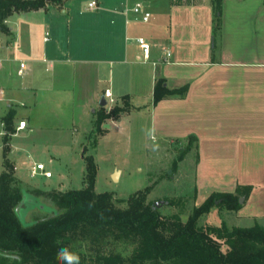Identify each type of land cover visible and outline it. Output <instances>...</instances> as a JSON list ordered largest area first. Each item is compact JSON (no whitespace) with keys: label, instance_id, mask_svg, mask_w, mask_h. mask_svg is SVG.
I'll return each instance as SVG.
<instances>
[{"label":"crops","instance_id":"crops-1","mask_svg":"<svg viewBox=\"0 0 264 264\" xmlns=\"http://www.w3.org/2000/svg\"><path fill=\"white\" fill-rule=\"evenodd\" d=\"M76 1L8 17L11 33L3 32L7 46L0 49L2 142L9 101L18 97L25 98L21 100L24 104L30 101L23 119L32 131L42 125L37 123L38 116L43 119L42 112L49 110L45 96L64 94L70 105L75 95L77 113L79 103L107 101L106 88L115 94L112 64H117L119 73L129 65L128 77L133 83L144 77L138 68L148 65L150 103H133L130 92L118 94L121 99L127 95L133 109L117 119H107H145L155 140L188 142L195 137V204L213 192H236L240 186L250 185V193L241 196L242 206L233 211V226L264 224V0H221L220 12L213 0H140L151 11L147 22L136 19L132 12L139 0H97L95 8L87 7L90 0L84 5ZM136 36L151 43L148 59ZM40 48L42 57L37 56ZM165 48L171 50L168 57ZM20 61L27 63L22 74L18 73ZM159 78L165 79L169 89L184 86V94L153 103ZM105 82L109 83L103 87ZM116 88L123 90L119 84ZM9 145L11 149V139ZM9 159L23 180L15 160ZM220 211L217 206L211 209L209 223L221 226Z\"/></svg>","mask_w":264,"mask_h":264},{"label":"trees","instance_id":"trees-1","mask_svg":"<svg viewBox=\"0 0 264 264\" xmlns=\"http://www.w3.org/2000/svg\"><path fill=\"white\" fill-rule=\"evenodd\" d=\"M65 1L0 0V30L11 33L7 19L16 12L46 9L49 4L62 6ZM213 4L220 12L221 0H213ZM184 91V86L169 89L165 79L159 78L153 103L168 95H183ZM121 110L116 104L110 111H102L96 127L102 131V122L119 118ZM15 114L10 107L3 116L6 133L0 172V264H61L57 260L61 248L78 255L79 264H264V224L229 227L224 220L221 226L203 222V215L214 206L219 210L239 209L243 204L239 199L250 193V185L240 186L236 192L211 193L201 204H194L187 220H183L180 215L163 214L155 201H148L149 188L134 191L120 199L121 204L112 192H96L97 166L94 157L85 154L84 187L28 190L8 157ZM195 140L189 137L190 146L196 145ZM24 191L52 209L29 208L24 224L16 212ZM120 241L133 245L132 251L110 247Z\"/></svg>","mask_w":264,"mask_h":264},{"label":"rangeland","instance_id":"rangeland-1","mask_svg":"<svg viewBox=\"0 0 264 264\" xmlns=\"http://www.w3.org/2000/svg\"><path fill=\"white\" fill-rule=\"evenodd\" d=\"M76 2L84 5L86 0ZM42 26L43 22L40 23V29ZM40 40L43 45L42 36ZM2 46H7V38L0 30V49ZM37 56L42 57L41 48ZM137 64L142 65L140 62ZM128 66L125 65L123 72L119 73L117 64H112V78L116 81L115 94L113 101L107 98L106 105H102L100 100L91 105L79 103L77 113H75V95L70 105L64 94L45 96L43 99L46 100V106L50 111L44 110L43 119H41L39 110L35 109V113L40 115L38 116L40 120L36 121L37 123L42 122V125H36L31 131L27 122V128L18 131L15 136L11 137L12 133H10L8 140L11 139V149L8 155L15 160L19 176L29 181L28 184L21 180L28 190L36 188L34 184L49 189L68 190L82 188L86 185L84 156L91 154L97 166L94 180L96 192H112L117 203L121 204L118 202L120 199L128 198L138 189L149 188L147 200L155 202L162 200L158 207L163 214L180 215L183 220H187L193 210L196 197L197 158L193 152V146H190L188 142L153 139L148 122L135 116L130 119L124 116L118 121L107 119L101 124L102 131L96 127L100 113L104 110L110 111L116 104L123 109L119 112L120 115L127 114L133 109L130 100L121 99L118 94L133 93V103L144 104L151 101L152 93L149 91V80L146 75L149 70L148 65L143 64V69L138 68L144 77L141 76L142 78L135 83L132 79L129 80ZM108 83L102 84L103 87ZM118 84L123 89L122 92H118L116 88ZM3 94L1 92L0 97H3ZM21 100L24 102L25 98L18 97V99L9 101L10 106L16 110L13 119L14 132L17 131L18 121L26 117L27 106L30 104L29 100L25 104ZM75 114L77 115L76 121ZM46 124L47 126H44ZM0 131L1 171L4 156L1 125ZM34 161L43 162L52 172V176H31L30 167ZM116 170L118 172L114 176ZM219 213L229 227L236 222L233 211L223 209ZM207 216V214L203 215V222L209 224ZM110 247L129 253L133 245L120 241L111 244ZM223 247L225 248L226 245Z\"/></svg>","mask_w":264,"mask_h":264},{"label":"built area","instance_id":"built-area-1","mask_svg":"<svg viewBox=\"0 0 264 264\" xmlns=\"http://www.w3.org/2000/svg\"><path fill=\"white\" fill-rule=\"evenodd\" d=\"M98 6L97 0H90L88 2V8H95ZM132 12L135 15L136 19L141 20L143 22H147L151 17V11L145 6V3L143 1H137L134 6L132 7ZM49 39L48 32L44 36V40ZM135 40L142 52V55L145 59H148L151 55V43L143 36H136ZM165 55L168 57L171 55V50L169 48H165ZM1 61V59H0ZM27 68V63L25 61H20L18 73L22 74L25 69ZM104 96L106 98H109L111 101L114 100L113 94L111 92L110 88H106L104 91ZM27 126V122L25 119L19 120V123L16 127V130L19 131L21 129H25ZM30 175L31 176H45V177H51L52 172L47 169L46 165L41 161H34L33 164L30 167Z\"/></svg>","mask_w":264,"mask_h":264},{"label":"water","instance_id":"water-1","mask_svg":"<svg viewBox=\"0 0 264 264\" xmlns=\"http://www.w3.org/2000/svg\"><path fill=\"white\" fill-rule=\"evenodd\" d=\"M106 103H107L106 99L102 98L101 104L106 105ZM117 172L118 170H116V172L114 173V176H116ZM243 199H244L243 197H240L239 200L242 202ZM160 202H162V200L156 201L155 202L156 206H159ZM32 207H37L39 209L47 210V211H50L52 209L50 206H47L46 204L40 202L38 198L34 196L33 194H31L30 192L24 191L22 200L16 206V212L24 224L27 223L26 221L27 212L29 208H32Z\"/></svg>","mask_w":264,"mask_h":264},{"label":"clouds","instance_id":"clouds-1","mask_svg":"<svg viewBox=\"0 0 264 264\" xmlns=\"http://www.w3.org/2000/svg\"><path fill=\"white\" fill-rule=\"evenodd\" d=\"M57 260L64 264V262H68V264H79V256L73 253H70L67 248H61L57 252Z\"/></svg>","mask_w":264,"mask_h":264}]
</instances>
